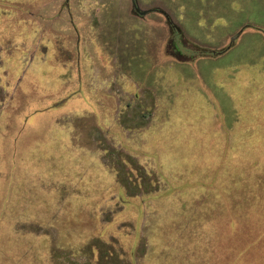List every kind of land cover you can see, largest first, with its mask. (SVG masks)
Listing matches in <instances>:
<instances>
[{"label": "rangeland", "instance_id": "obj_1", "mask_svg": "<svg viewBox=\"0 0 264 264\" xmlns=\"http://www.w3.org/2000/svg\"><path fill=\"white\" fill-rule=\"evenodd\" d=\"M138 4L236 45L180 65L130 0H0V264H264V0Z\"/></svg>", "mask_w": 264, "mask_h": 264}, {"label": "flooded vegetation", "instance_id": "obj_2", "mask_svg": "<svg viewBox=\"0 0 264 264\" xmlns=\"http://www.w3.org/2000/svg\"><path fill=\"white\" fill-rule=\"evenodd\" d=\"M130 3H131L130 11L135 16L145 17L146 15H148L152 12H157V13L164 16L165 21L167 23L169 33H170V37L168 39L167 45H165L164 52L166 53V56L168 58H173L174 60L179 62V64H187L189 62H192L194 59L198 60V59H201L202 57L217 56V55H220L222 53H225L226 51L230 50L231 48L235 47V45H236L235 39L237 37L235 38L234 36H232L230 38L229 43L222 49L214 50V49H209V48H205V47H199L198 45L194 44L193 42L187 40L184 37L183 30L171 21V18L168 16L166 11L159 9V8H155V7H150L148 9H142L138 4V0H130ZM136 8H138L139 11H146V13L142 15L136 11ZM70 21L71 22H69V26H71V29H73L74 31L75 30L77 31V26H76L77 22L75 21V18L72 17ZM76 31H75V35L77 37L76 42L78 43L77 48H79V45H81L79 40H81V38L77 35ZM232 38H233V40H231ZM183 39L185 41H183ZM201 49L205 50V52H202L203 50L201 51ZM174 52L175 53L176 52L182 53L185 57L191 58V60H189V61L178 60L173 55ZM58 103H56V105Z\"/></svg>", "mask_w": 264, "mask_h": 264}, {"label": "crops", "instance_id": "obj_3", "mask_svg": "<svg viewBox=\"0 0 264 264\" xmlns=\"http://www.w3.org/2000/svg\"><path fill=\"white\" fill-rule=\"evenodd\" d=\"M246 35H254L255 37L262 36V37H257L258 40H259V42H260V40L262 41V39L264 38V36L260 32H258V31L257 32L256 31H252L251 29H247V30L242 31V33H241V35H240L239 38H241L242 36L244 37ZM71 37H72L73 41H75L76 35H75V31L73 29H71ZM82 41L83 40H79L80 43H82ZM97 42H98L97 43V46L100 47V50H101V53L102 54L105 53V54H108L109 56L112 54V53L109 54V52L107 51L106 47L108 45H107V41L104 40V38H101L100 40L98 38L97 39ZM262 42H264V41H262ZM79 47H80V45H79ZM71 49L73 50V52H71V54L73 55L72 58H71V76H72L71 78L74 79L76 81V83H77V78L80 76V61L77 60L76 59V56H75V45H72L71 46ZM110 64L112 65L111 67L113 68L114 72L117 73V70L119 69L118 68V64H117V61H114L113 60V57H111V56H110ZM180 65H185V64H180ZM71 85H73V83H71ZM115 89H114L115 90V92H114L112 90V88H109L107 92L109 93V95L114 99V101L117 104H119V105L120 104H123V102H122L123 101V98H120L121 100L118 98V89L119 88L116 87ZM75 91L76 90L71 91V95L72 96H70L69 99H73V98L76 97L75 95H79V92L78 91H76L77 93L74 94Z\"/></svg>", "mask_w": 264, "mask_h": 264}, {"label": "trees", "instance_id": "obj_4", "mask_svg": "<svg viewBox=\"0 0 264 264\" xmlns=\"http://www.w3.org/2000/svg\"><path fill=\"white\" fill-rule=\"evenodd\" d=\"M183 41H185L184 39H183ZM203 49H201V51H202ZM202 52H205V50H203ZM173 55L178 59V60H183V61H189V60H191V58H189V57H185L182 53H179V52H174L173 53Z\"/></svg>", "mask_w": 264, "mask_h": 264}, {"label": "water", "instance_id": "obj_5", "mask_svg": "<svg viewBox=\"0 0 264 264\" xmlns=\"http://www.w3.org/2000/svg\"><path fill=\"white\" fill-rule=\"evenodd\" d=\"M134 4H135V3H134ZM136 11H137L138 13L142 14V15L146 13V11H139L138 8H136ZM231 40H233V38H232Z\"/></svg>", "mask_w": 264, "mask_h": 264}]
</instances>
